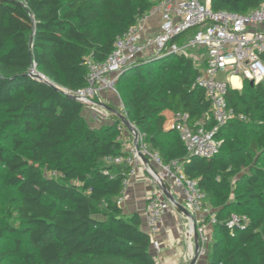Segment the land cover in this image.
<instances>
[{"label":"trees","instance_id":"trees-1","mask_svg":"<svg viewBox=\"0 0 264 264\" xmlns=\"http://www.w3.org/2000/svg\"><path fill=\"white\" fill-rule=\"evenodd\" d=\"M261 2L210 0L215 10L239 14ZM153 4L0 0V166L5 169L0 206L10 193L4 206L22 225L0 224V264H10L8 256L22 249V239L15 238L9 253L8 232L26 238L23 264H156L141 216L126 215L118 203L129 167L106 160L124 154L117 140L120 119L92 127L84 104L66 92L86 85V59L104 61L117 37ZM200 70L194 58L181 54L137 61L117 84L125 116L165 163H182L217 210L208 264H264V81L244 79L242 89L229 87L228 104L246 118L220 128V153L208 159L189 155L176 130L164 129L165 110L188 113L191 123L214 127L210 101L194 86ZM7 132L11 148L1 144ZM244 168L248 171L232 200L233 180ZM232 214L247 215L248 224L229 226Z\"/></svg>","mask_w":264,"mask_h":264},{"label":"built area","instance_id":"built-area-1","mask_svg":"<svg viewBox=\"0 0 264 264\" xmlns=\"http://www.w3.org/2000/svg\"><path fill=\"white\" fill-rule=\"evenodd\" d=\"M152 1V8L139 17L124 35L117 37L113 50L104 61H95L91 57L86 59V85L66 92L76 96L84 104L85 111L100 120L108 119L110 113L105 114L100 107L107 109L102 105L103 99L108 93L117 92L118 80L124 69L146 56L160 58L168 54H181L195 59V55L201 53V62H196L201 70L194 86L205 91L215 125L209 129L202 122L191 123L188 113L174 112L173 128L189 155L212 158L220 153L221 141L216 138L220 128L235 119L246 118L244 113L237 112L227 101L229 87L235 86L233 77L254 81V84L264 81V0L246 14L215 10L210 0ZM192 29L195 31L188 34ZM220 72L226 74V79L218 77ZM122 107L124 114L121 113L125 115L124 105ZM122 122H119L118 130L123 129V124L126 125ZM137 130V138L130 130L134 140L128 146L123 137L118 135L117 140L122 144L124 154L109 156L106 160L129 167L125 188L129 176L134 175L137 168H144L148 173L152 187L145 221L151 247H160L158 236L164 217L176 206L163 190V184L170 180L182 188L185 207L194 215L189 217L187 236L189 238L188 232L191 231L190 237H194L197 225L199 257L208 256L213 229L218 222L217 210L209 203L198 180L187 176L182 163L178 160L165 163L162 156L145 142V134ZM140 153L149 159L150 165L144 163ZM123 194L118 199L120 205L124 201ZM248 222L247 215L232 214L228 225L243 227ZM191 254L192 257L195 255V249Z\"/></svg>","mask_w":264,"mask_h":264},{"label":"crops","instance_id":"crops-1","mask_svg":"<svg viewBox=\"0 0 264 264\" xmlns=\"http://www.w3.org/2000/svg\"><path fill=\"white\" fill-rule=\"evenodd\" d=\"M240 81V85H235L234 88L242 89L244 82L242 80ZM112 112L113 111L110 110V113ZM163 114L166 116V122L164 124L165 131L174 129V112L171 110H165L163 111ZM86 118L92 127L99 126L98 123H101V121L108 122L110 124L115 123L118 120V116H116L100 121L98 117L90 113L86 116ZM166 185L173 197L185 206L182 188L176 186L174 182L170 180L167 181ZM151 187L152 184L148 180V173L146 170L144 168H137L136 173L129 176V182L123 194L124 201L122 207L124 209V213L126 215L138 213L141 216L142 228L144 230H146V205ZM189 213L191 216L186 215L180 208L174 206L165 215L164 223L158 236L160 247L158 249L151 247V252L156 260V264H189L188 262L192 261L191 259H193V257L191 253L194 249L196 250V239L195 237H190L191 231L188 232L190 239L186 233L187 221H189V217H194L190 211ZM189 227H191V225H189ZM196 264H208V262L205 257H199Z\"/></svg>","mask_w":264,"mask_h":264},{"label":"rangeland","instance_id":"rangeland-1","mask_svg":"<svg viewBox=\"0 0 264 264\" xmlns=\"http://www.w3.org/2000/svg\"><path fill=\"white\" fill-rule=\"evenodd\" d=\"M195 30L192 29L190 31H188V34H191L192 32H194ZM147 57V56H146ZM145 57V58H146ZM201 58H202V55L201 53H197L195 55V61L197 63H200L201 61ZM218 77L220 79H226V74L223 73V72H220L218 74ZM131 82H136L137 81V78L136 77H133L130 79ZM122 95H121V92H120V89H119V86L117 85V92H113V93H108L107 97L103 99L104 101V104L106 105H109L117 110H119L120 112H124L122 110ZM100 109L105 113V114H109L110 113V110L108 109H104L103 107H100ZM86 113V116L90 114H92L91 112L89 111H85ZM104 114V115H105ZM124 114V113H123ZM93 115V114H92ZM118 116L117 113H110V117L113 118V117H116ZM118 119H120V122L121 121V118L118 117ZM93 121V120H92ZM101 121V120H100ZM103 123V124H101ZM101 123H98L99 126H96L97 128H101V127H104L105 125H107L108 122H102ZM123 123V122H122ZM109 124V123H108ZM123 129L122 130H118L119 133L118 135H121L124 139V141L127 142V144H132L133 142V134L130 132V130L128 129V127H126V125H122ZM8 134L6 135L5 133L4 134H1V144L7 148H11L14 144L13 140H12V137H11V134L10 132H7ZM12 133V132H11ZM28 139V137H26V140ZM222 144V143H221ZM248 171L247 168H244V170L240 173V175L238 176V178H235L233 180V190H232V193L230 195L231 199H235V194H234V191H235V187L238 183V181L242 178V175ZM0 174L2 176V181L5 180L4 176H5V169L0 166ZM9 195L10 193L8 192H5V194L3 195V198H2V203H1V206H0V224L4 225V226H10V227H13V228H16V229H22V225L20 223V221L15 217V215L11 214L7 209L6 207L4 206V203L5 201L9 198ZM188 223V221H187ZM188 228V225L186 224V230ZM8 235V238H7V246L6 248L9 249V253H12L14 252V249L16 247V243H15V238H19V239H22V242H23V245H22V249L20 251L19 254L17 255H12V256H8V262L10 264H23V254L25 253L26 250H29V246L27 244V241H26V238L21 235V233H11V232H8L7 233ZM215 239V231L213 229V234H212V241H214ZM194 257V255H193ZM206 261L208 262V259L209 257L206 256ZM192 260V259H191ZM191 261H189L188 263H190Z\"/></svg>","mask_w":264,"mask_h":264},{"label":"water","instance_id":"water-1","mask_svg":"<svg viewBox=\"0 0 264 264\" xmlns=\"http://www.w3.org/2000/svg\"><path fill=\"white\" fill-rule=\"evenodd\" d=\"M125 71H126V69H124V70L122 71L121 75H122ZM32 75H33L34 77H36L37 79H41L42 81H45V82L51 84V85L54 86L56 89H58V90H60V91H64L63 89H61L60 87H58L56 84H54L53 82H51L47 77H45V76H43V75H41V74H36V73H32ZM251 84H254V81H251ZM70 96H71L72 98L78 100V98H77L76 96H73V95H70ZM102 105H103L104 107H106L107 109L112 110L113 112L117 113V114L120 116L121 120L126 124V126H127L131 131H133V132L135 133L136 138L138 137V130H137V128L135 127V125H134V124H133V123H132V122H131V121H130L125 115L121 114V112H120L119 110H117V109H115V108H113V107H111V106H109V105H106V104H104V103H102ZM137 148L139 149V145H138V144H137ZM140 156L142 157V159H143V161H144L145 164L150 165V161H149V159H148L146 156H144L142 153H140ZM163 190H164L166 196H167V197H168L173 203H175V205H176L178 208H180L183 212H185L186 215L191 216V214L189 213L188 209H187L184 205H182L180 202H178V201L173 197V195H172L171 192L169 191V189H168L166 183L163 184ZM194 237H195V239H196V250H195V255H194V257H193L192 261H191L189 264H196L197 261H198V259H199V234H198V230H197V225H195V233H194Z\"/></svg>","mask_w":264,"mask_h":264},{"label":"bare ground","instance_id":"bare-ground-1","mask_svg":"<svg viewBox=\"0 0 264 264\" xmlns=\"http://www.w3.org/2000/svg\"><path fill=\"white\" fill-rule=\"evenodd\" d=\"M233 82L235 83V85H240V79L238 77H233Z\"/></svg>","mask_w":264,"mask_h":264}]
</instances>
